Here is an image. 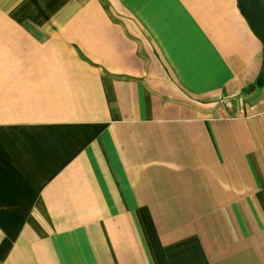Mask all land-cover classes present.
Masks as SVG:
<instances>
[{
    "label": "crops",
    "instance_id": "crops-1",
    "mask_svg": "<svg viewBox=\"0 0 264 264\" xmlns=\"http://www.w3.org/2000/svg\"><path fill=\"white\" fill-rule=\"evenodd\" d=\"M262 54L237 0H0V264H264Z\"/></svg>",
    "mask_w": 264,
    "mask_h": 264
},
{
    "label": "water",
    "instance_id": "water-1",
    "mask_svg": "<svg viewBox=\"0 0 264 264\" xmlns=\"http://www.w3.org/2000/svg\"><path fill=\"white\" fill-rule=\"evenodd\" d=\"M237 5L240 14L263 46L262 72L264 74V0H237Z\"/></svg>",
    "mask_w": 264,
    "mask_h": 264
}]
</instances>
